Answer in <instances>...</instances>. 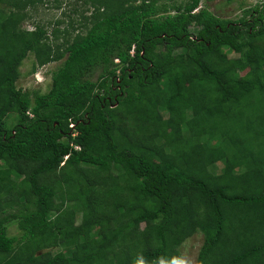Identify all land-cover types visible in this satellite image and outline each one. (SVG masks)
Returning a JSON list of instances; mask_svg holds the SVG:
<instances>
[{"label":"trees","instance_id":"16d2710c","mask_svg":"<svg viewBox=\"0 0 264 264\" xmlns=\"http://www.w3.org/2000/svg\"><path fill=\"white\" fill-rule=\"evenodd\" d=\"M212 1L0 0V264H264V0Z\"/></svg>","mask_w":264,"mask_h":264},{"label":"rangeland","instance_id":"374dc122","mask_svg":"<svg viewBox=\"0 0 264 264\" xmlns=\"http://www.w3.org/2000/svg\"><path fill=\"white\" fill-rule=\"evenodd\" d=\"M60 7H56L54 0L50 2H45L44 4H39L36 11L33 13V19L25 21V26L28 29H33V21H53L58 17L63 16V12L69 13V10L75 6L76 0H62ZM213 11L217 14L227 17L235 18L242 13V8L236 0L227 2V0H214L211 2ZM230 56H236L234 53H230ZM34 57L29 54L24 60L22 66L20 67L21 75L17 81V85L24 90L30 91H41L46 92L51 85V73L52 70L56 69L61 61L51 62L44 66L37 67L33 69ZM164 116L167 117V113L164 112ZM173 126V123H170ZM9 231L11 233H16L17 229L15 226H11ZM203 242V235L199 232L195 233L189 237L180 246L181 257L179 264H197L198 251Z\"/></svg>","mask_w":264,"mask_h":264},{"label":"clouds","instance_id":"9594fccd","mask_svg":"<svg viewBox=\"0 0 264 264\" xmlns=\"http://www.w3.org/2000/svg\"><path fill=\"white\" fill-rule=\"evenodd\" d=\"M78 147H79V146H78ZM75 148H76V149H80V147H79V148H77L76 146H75Z\"/></svg>","mask_w":264,"mask_h":264},{"label":"built area","instance_id":"2783aa9c","mask_svg":"<svg viewBox=\"0 0 264 264\" xmlns=\"http://www.w3.org/2000/svg\"><path fill=\"white\" fill-rule=\"evenodd\" d=\"M73 124H71V126H72ZM77 148H79L78 146H76ZM66 157V156H65Z\"/></svg>","mask_w":264,"mask_h":264}]
</instances>
